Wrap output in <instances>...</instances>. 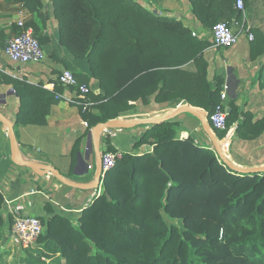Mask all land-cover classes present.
<instances>
[{
  "label": "trees",
  "instance_id": "16d2710c",
  "mask_svg": "<svg viewBox=\"0 0 264 264\" xmlns=\"http://www.w3.org/2000/svg\"><path fill=\"white\" fill-rule=\"evenodd\" d=\"M13 1L39 16L44 9L41 0ZM188 1L210 30L235 15L237 0ZM49 3L59 22L61 45L89 65L91 77L85 81L72 69L79 84L96 81L87 101L74 103L90 129L116 120L133 108L132 103L153 95L159 103L182 99L209 114L220 104V78L213 84L206 79L204 52L210 45L181 21L136 0ZM26 26L44 47L48 39L38 35L33 23ZM190 63L197 66L196 73L185 72ZM13 84L21 96V86L26 85ZM54 84L51 92H44L53 99L64 90ZM175 84L179 88L173 89ZM231 108L228 128L243 116L241 137L256 138L264 132V120L253 123L252 115L238 113L233 104ZM34 116L31 124H46L47 112ZM24 120L20 114L18 123L28 124ZM177 131L170 121L152 125L140 145L153 146V152L126 154L105 174L104 191L83 212L79 227L65 217H39L46 232L38 246L28 249V264L35 259L40 264L43 259L61 264H264V175L233 172L214 151L191 139L179 140ZM3 204L0 193V211ZM164 214L181 220L185 231L169 225ZM4 225L0 214V233Z\"/></svg>",
  "mask_w": 264,
  "mask_h": 264
},
{
  "label": "crops",
  "instance_id": "0c3cea01",
  "mask_svg": "<svg viewBox=\"0 0 264 264\" xmlns=\"http://www.w3.org/2000/svg\"><path fill=\"white\" fill-rule=\"evenodd\" d=\"M41 1L44 9L39 16L22 3L0 0V38L4 45V48L0 46V113L14 125L17 160L52 167L71 183L95 185L98 157L93 128L86 125L79 107L70 101L74 97L70 90L64 89L59 100L44 94L52 91L49 86L68 68L74 69L81 81L89 79L91 71L85 59L75 58L61 45L59 22L52 15L49 0ZM145 2L142 5L145 8L151 11L154 8L159 15L181 21L197 34V39L209 43L204 52V60L208 64L206 79L213 84L215 77L220 78L221 91L227 89L228 93L225 101L227 111L232 112L233 104L238 113L252 115L253 123L264 120V71H261L264 69V0H244V11H239L234 3L235 15L232 19L226 18V22L230 23L238 39L233 47L227 49L213 44L210 28L198 21L188 0ZM20 22L26 25L33 23L38 35L48 39L44 44L46 59L42 63L18 65L5 56L6 42L21 31ZM249 35H253V40ZM184 69L187 73L197 72L194 63ZM13 81L26 85L24 89L21 86V96ZM95 83L94 79L89 81L91 87ZM172 86L173 89L179 88L177 84ZM155 98L153 95L146 101L132 103L133 108L115 121L132 123L161 119L186 106L207 112L182 99L159 103ZM39 112H47L46 124H31ZM20 114L28 124L18 123ZM170 122L177 124L179 140L191 139L198 147L215 150L212 139L194 115L181 114ZM243 123L244 117L240 116L222 137L210 129L220 144L222 154L236 168H264V132L256 138L241 137L238 128ZM151 126L100 131L101 154L105 149L131 155L153 152V146L140 145L141 138ZM13 158L8 128L0 121V193L4 197L0 214L5 223L16 216L43 219L61 216L77 223L104 191L103 182L98 189L92 190L69 187L51 173L39 175L32 169L17 165Z\"/></svg>",
  "mask_w": 264,
  "mask_h": 264
},
{
  "label": "built area",
  "instance_id": "2783aa9c",
  "mask_svg": "<svg viewBox=\"0 0 264 264\" xmlns=\"http://www.w3.org/2000/svg\"><path fill=\"white\" fill-rule=\"evenodd\" d=\"M237 9L244 11V0H237ZM21 31L7 40L5 45V56L9 61L18 65L40 64L46 59V52L38 38L34 34L31 27H27L24 22H20ZM213 44L218 48H231L238 39L231 25L225 22L216 23L210 30ZM193 36L197 34L192 32ZM250 40H253V35H249ZM64 89L70 90L74 97L70 100L75 103L76 99L87 101V95L90 93V85H80L75 77L72 69L64 70L61 75L55 80ZM55 84H51L49 88L53 90ZM77 88L78 91L71 89ZM56 98L61 99L58 94ZM228 98L227 89L221 93V102L215 108L213 113H208V123L214 133H226L228 131V113L225 106V101ZM88 104L85 105V109ZM87 125V124H86ZM110 131V130H107ZM126 154L120 151L112 152L106 149L102 152L103 174L113 170L118 161L122 160ZM7 232L17 236L19 244L28 249L36 245L38 239L45 234V227L39 217L36 216H16L13 223L7 221L4 225Z\"/></svg>",
  "mask_w": 264,
  "mask_h": 264
},
{
  "label": "water",
  "instance_id": "95a60500",
  "mask_svg": "<svg viewBox=\"0 0 264 264\" xmlns=\"http://www.w3.org/2000/svg\"><path fill=\"white\" fill-rule=\"evenodd\" d=\"M191 114L197 117L201 123L203 128L205 129L206 133L209 135V137L212 139L214 147H215V154L220 159V162L223 163L226 167H228L230 170H232L235 173L243 174V175H251V174H257V175H264V168L259 169H253V170H241L236 168L230 161H228L224 155L222 154L220 144L215 136V134L210 129V125L207 121L208 113L205 111H200L198 109H194L190 106L183 107L182 109H179L175 113L161 118V119H151L146 121H134L132 123H119L117 121H109L106 123H101L95 126L92 129V136L95 141L96 146V153L98 157V168L95 175V185H89V184H77V183H71L65 179H63L60 175V173L49 166L41 165L38 163H34L31 161H25V160H17L15 157V148H16V140L14 135V125L4 116L0 113V121L8 128L9 131V138L11 141V145L14 152V161L17 165L27 167L29 169H32L37 174H46L51 173L56 179H58L61 183L64 185H67L69 187H73L76 189H98L100 187L101 182H103L104 177H102L103 174V166H102V157H101V151L99 148V134L102 130H113V129H130L137 125H155V124H161L165 122H169L175 117L181 115V114ZM227 113H230V111H227Z\"/></svg>",
  "mask_w": 264,
  "mask_h": 264
},
{
  "label": "rangeland",
  "instance_id": "374dc122",
  "mask_svg": "<svg viewBox=\"0 0 264 264\" xmlns=\"http://www.w3.org/2000/svg\"><path fill=\"white\" fill-rule=\"evenodd\" d=\"M139 4H146V0H136ZM155 9L153 8L152 11ZM163 12V11H162ZM164 16V15H161ZM2 215V214H1ZM164 220L169 224L176 225L179 227L180 231L183 233L185 231L184 225L181 220L172 218L171 216L164 214ZM7 223V222H6ZM5 223V224H6ZM75 227H79L78 222L74 223ZM46 232V230H45ZM38 246L37 244L32 246L33 248ZM32 247L28 248L31 249ZM28 249L24 248L19 244L17 236L12 234L11 232H7L5 228L1 230L0 233V264H28ZM55 260H46L42 261L44 264H61ZM35 264H40L36 259L34 260Z\"/></svg>",
  "mask_w": 264,
  "mask_h": 264
}]
</instances>
